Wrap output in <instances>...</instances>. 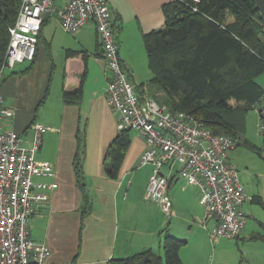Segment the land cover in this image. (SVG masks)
I'll return each mask as SVG.
<instances>
[{
  "label": "crops",
  "instance_id": "0c3cea01",
  "mask_svg": "<svg viewBox=\"0 0 264 264\" xmlns=\"http://www.w3.org/2000/svg\"><path fill=\"white\" fill-rule=\"evenodd\" d=\"M174 1L109 0L122 65L139 93L150 97L149 91L142 92L136 83L140 80L138 69L148 60L143 36L163 28L164 6ZM64 3L65 0L57 2L61 7ZM52 17L61 27L55 14L45 16L35 61L7 70L0 84V95L13 112L2 120L5 130L19 134L22 144L31 148L34 126L47 128L36 159L51 164L55 175L36 177L35 182L57 184V188L45 190L49 200L35 206L29 224L30 238L49 247L48 264H110L113 259L147 251L162 256L165 230L180 238V229L186 232L189 224L203 218L204 212L196 209L202 206L201 190L181 178L180 167L175 165L172 172L164 169L170 178L168 195L174 215L168 217L158 205L148 201L146 189L153 165L141 166L145 141L135 131L131 132V144L118 177H109L108 150L120 131L117 115L108 104L109 73L96 26L90 23L75 34L62 27L63 32L52 33L45 28ZM80 86L81 100L77 104L65 103L64 94ZM263 105L264 99L257 105L259 113ZM79 128L85 131L83 169L91 205L85 217L84 197L73 166ZM237 147L229 155V162L236 167L242 154ZM240 175L244 186L251 183L249 170ZM248 188L245 186L247 196L253 200L243 206L262 197L258 189L250 185ZM248 224L247 220L240 236ZM186 242L180 251L183 263L189 245Z\"/></svg>",
  "mask_w": 264,
  "mask_h": 264
},
{
  "label": "built area",
  "instance_id": "2783aa9c",
  "mask_svg": "<svg viewBox=\"0 0 264 264\" xmlns=\"http://www.w3.org/2000/svg\"><path fill=\"white\" fill-rule=\"evenodd\" d=\"M17 1L19 14L9 29L0 84L7 70L35 61L46 15L55 14L70 34L94 23L109 73L108 104L117 115L118 130L141 135L145 141L141 166L153 165L146 199L168 217L174 215L168 195L170 178L164 169L172 172L179 165V176L201 190L204 224L212 221L215 225L212 237L239 238L248 220L242 207L253 199L247 196L237 167L229 162L238 141L217 135L193 116L166 109L146 93H139L120 60L109 0H65L62 7L58 0ZM261 108L264 113V105ZM12 114L0 95V264H48L49 247L32 240L29 231L35 206L49 200L44 191L57 188V184L35 182L36 177L55 175L51 164L36 159L47 128L34 126L32 147L26 148L19 134L3 128V118Z\"/></svg>",
  "mask_w": 264,
  "mask_h": 264
},
{
  "label": "trees",
  "instance_id": "16d2710c",
  "mask_svg": "<svg viewBox=\"0 0 264 264\" xmlns=\"http://www.w3.org/2000/svg\"><path fill=\"white\" fill-rule=\"evenodd\" d=\"M163 11V28L143 36L154 77L139 87L148 90L162 107L187 113L215 134L239 142L247 113L264 99V88L256 81L264 73V17L255 1L176 0ZM18 14L17 0L0 1V72L10 42L9 29ZM82 92V86L66 92L65 103L77 104ZM260 113L264 120L262 109ZM131 132H120L108 150L106 169L112 179L118 177ZM76 139L73 166L85 217L91 211L83 169L85 131L79 128ZM256 202L263 205L261 199ZM186 244L165 230L164 257L147 251L113 259L110 264H184L180 251Z\"/></svg>",
  "mask_w": 264,
  "mask_h": 264
},
{
  "label": "rangeland",
  "instance_id": "374dc122",
  "mask_svg": "<svg viewBox=\"0 0 264 264\" xmlns=\"http://www.w3.org/2000/svg\"><path fill=\"white\" fill-rule=\"evenodd\" d=\"M45 28L49 29V32L57 34L60 33V30L62 31L54 17ZM138 74L140 80H137L136 83L139 86L143 82L149 83L154 77L148 60L144 66L138 69ZM256 81L264 87V73ZM140 90L147 92L142 88ZM263 123L264 120H262L257 106L247 113L244 124L245 131L237 147L242 154L236 164L240 174L248 170L251 173V183H245L246 189L249 190V185L258 189L263 205L254 202L243 206L242 210L248 215L249 224L247 230L235 239L213 238L214 222L203 224L206 210L203 206L196 207L200 212H204L203 218L189 224L187 230L185 229L186 232L184 230L182 232L180 229V238H177L189 241L184 252L185 264H264V133H261ZM162 256L164 257V252Z\"/></svg>",
  "mask_w": 264,
  "mask_h": 264
},
{
  "label": "water",
  "instance_id": "95a60500",
  "mask_svg": "<svg viewBox=\"0 0 264 264\" xmlns=\"http://www.w3.org/2000/svg\"><path fill=\"white\" fill-rule=\"evenodd\" d=\"M255 1L257 8L260 10L262 16L264 17V0H253Z\"/></svg>",
  "mask_w": 264,
  "mask_h": 264
}]
</instances>
